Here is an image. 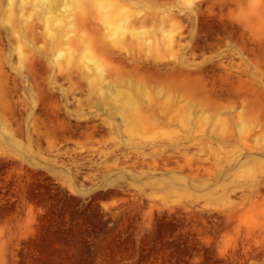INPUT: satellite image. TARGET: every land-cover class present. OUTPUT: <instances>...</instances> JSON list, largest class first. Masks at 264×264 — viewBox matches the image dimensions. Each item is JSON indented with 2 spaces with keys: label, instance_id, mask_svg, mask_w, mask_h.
<instances>
[{
  "label": "rangeland",
  "instance_id": "rangeland-1",
  "mask_svg": "<svg viewBox=\"0 0 264 264\" xmlns=\"http://www.w3.org/2000/svg\"><path fill=\"white\" fill-rule=\"evenodd\" d=\"M52 1L0 0V264H264V0Z\"/></svg>",
  "mask_w": 264,
  "mask_h": 264
},
{
  "label": "bare ground",
  "instance_id": "bare-ground-1",
  "mask_svg": "<svg viewBox=\"0 0 264 264\" xmlns=\"http://www.w3.org/2000/svg\"><path fill=\"white\" fill-rule=\"evenodd\" d=\"M39 4L40 3H52L53 1L52 0H36ZM94 5V7H96L97 8V10L98 11H100L101 10V6L99 5V4H93ZM129 113L131 114V119H132V121H138V112L137 111H135V110H130L129 111Z\"/></svg>",
  "mask_w": 264,
  "mask_h": 264
}]
</instances>
